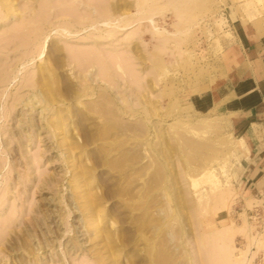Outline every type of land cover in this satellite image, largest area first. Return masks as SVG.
<instances>
[{"label":"rangeland","instance_id":"rangeland-1","mask_svg":"<svg viewBox=\"0 0 264 264\" xmlns=\"http://www.w3.org/2000/svg\"><path fill=\"white\" fill-rule=\"evenodd\" d=\"M172 1L0 0V264H264V0Z\"/></svg>","mask_w":264,"mask_h":264},{"label":"crops","instance_id":"crops-1","mask_svg":"<svg viewBox=\"0 0 264 264\" xmlns=\"http://www.w3.org/2000/svg\"><path fill=\"white\" fill-rule=\"evenodd\" d=\"M246 57L251 64V68H250L251 77H250V81L248 80V81L240 83L238 85V90L241 94L242 93L244 94V92L247 89L249 90L248 93L244 95L246 101H251V99H253L254 93H257L258 101H257L256 107L258 111V116L261 114L264 115V41L262 43L253 42L249 46V48L246 50ZM254 87L256 88L255 90H254ZM213 97L214 96H212V101H211L212 104L210 105L209 108H211V106H213L214 104L215 97L214 98ZM199 106L203 109L201 104H199ZM255 111L256 110H252L253 115L254 113L256 114ZM263 167H264L263 165L258 168L256 167L254 171V174H255L254 177L258 178L259 176H262V177H259L261 178V182L264 181V168Z\"/></svg>","mask_w":264,"mask_h":264},{"label":"bare ground","instance_id":"bare-ground-1","mask_svg":"<svg viewBox=\"0 0 264 264\" xmlns=\"http://www.w3.org/2000/svg\"><path fill=\"white\" fill-rule=\"evenodd\" d=\"M108 1H109V0H108ZM141 1H142V0H141ZM146 1H147V0H146ZM173 1H176V0H173ZM173 1L171 2V4L174 3ZM177 1H178V0H177ZM177 1H176V2H177ZM179 1H180V0H179ZM182 1H183V4H185L184 2H186V4H187L188 2H190V1H191V2H194V0H182ZM182 1H180V2H182ZM196 1H197V0H196ZM196 1H195V2H196ZM148 2H149V1H148ZM180 2H179V3H180ZM199 2H200V1H199ZM140 3H141V2H140ZM145 3H146V2H145ZM169 3H170V2H169ZM179 3H177V4H179ZM175 4H176V3H175ZM175 4H174V5H175ZM180 4H181V3H180ZM190 4H192V3H190ZM194 4H195V3H194ZM196 4H197V2H196ZM196 4H195V5H196ZM140 5H141V4H140ZM140 5H139V6H140ZM147 6H148V5H147ZM170 6H172V5H170ZM179 6H180V5H179ZM181 6H182V4H181ZM183 6H184V5H183ZM176 7H177V6H176ZM200 7H201V6H200ZM141 8H143V7L141 6L140 8H138V10L141 11V10H142ZM173 8H174V6H173ZM177 8H178V7H177ZM183 8H184V7L181 8V11H180V9L178 8L179 10H177V12H178V11L182 12V10L185 9V8H184V9H183ZM190 8H191V7H190ZM192 8H193V7H192ZM195 8H196V7H195ZM188 9H189V8H188ZM198 9H199V7H198ZM113 10H114V9H113ZM189 10L191 11V9H189ZM185 11H186V9L184 10V12H185ZM195 11H196V10H195ZM174 12H175V8H174ZM184 12H182V13H184ZM185 13H186V15H185ZM185 13H184V15H185V16H188V17H185L186 21L184 20L183 23H184V22H187L188 20H191L190 18H191V16L193 15V14H192V15L189 16V14H191V12H188V11H186ZM192 13H193V12H192ZM177 14H178V13H177ZM187 14H188V15H187ZM141 15H142V14H141ZM195 15H196V14H195ZM105 16H107V14L104 15V17H105ZM108 16H109V15H108ZM180 16H181V15H180ZM193 17H194V16H193ZM196 17H197V15H196ZM182 19H183V18H182ZM103 20H105V19H103ZM107 20H108V19H107ZM191 21H192V20H191ZM191 21H190V22H191ZM103 22H104V21H103ZM108 22H109V20H108ZM188 22H189V21H188ZM107 24H108V23H107ZM111 24H112V23H111ZM128 24H129V23H128ZM187 24H188V23H187ZM108 25H110V24H108ZM188 29H189V28H188ZM185 31H186V29H185ZM189 32H190V31H189ZM102 36H103V35H102ZM103 38L105 39V37H103ZM108 38H109V37H108ZM112 38H113V37H112ZM85 54H86V53H85ZM85 58H86V57H85ZM94 58H95V57H94ZM100 58H101V57H100ZM83 59H84V58H83ZM88 59L90 60L91 58H88ZM80 60H81V59H80ZM92 60H94V59H92ZM102 60H103V59H102ZM95 61H96V58H95ZM100 61H101V60H100ZM103 61H104V60H103ZM104 62H105V61H104ZM104 62H103V63H104ZM94 63H95V62H94ZM100 64H101V63H100ZM104 64H105V63H104ZM103 67H105V66H103ZM106 67H107V66H106ZM106 67H105V68H106ZM119 67H120V66H119ZM120 69H122V68H120ZM85 71H86V70H85ZM104 71H105V70H104ZM106 71H108V68H107ZM122 71H123V70H122ZM88 72H89V71H88ZM106 73H107V72H106ZM106 73H105V74H106ZM90 74H91V71H90ZM94 74H95V73H94ZM107 74H109V73H107ZM107 74H106V76H107ZM91 76H92V75H91ZM95 76H96V75H95ZM96 77H97V76H96ZM109 77H110V76H109ZM111 77H112V76H111ZM87 79H88V77H87ZM89 79H90V78H89ZM85 80H86V78H85ZM87 81H88V80H87ZM94 81H95V79H94ZM94 81H93V82H94ZM97 81H98V80H97ZM85 82H86V81H85ZM100 82H101V81H100ZM110 82H111V81H110ZM87 83H88V82H87ZM95 83H96V82H95ZM89 84H90V83H89ZM107 84H108V83H107ZM88 86H90V85H88ZM90 87H91V86H90ZM107 87H108V86H107ZM110 87H111V86H110ZM110 89H111V88H110ZM103 92H104V91H103ZM107 98H109V97L107 96ZM110 100H111V99H110ZM104 101H105V100H104ZM106 102H107V101H106ZM108 102H109V101H108ZM108 102H107V103H108ZM228 234H229V233H228ZM223 240H225V239H223ZM223 240H221V241L224 242ZM221 241H220V242H221ZM220 242H219V243H220ZM227 244H228V243H227ZM227 246H228V245H227ZM225 247H226V246H225ZM226 248H227V247H226ZM226 248H225V249H226ZM223 249H224V248H223Z\"/></svg>","mask_w":264,"mask_h":264}]
</instances>
